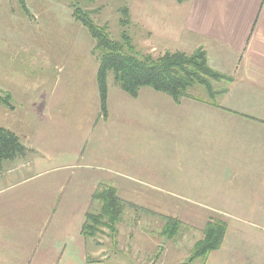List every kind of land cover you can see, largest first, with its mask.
I'll return each instance as SVG.
<instances>
[{"label":"crops","instance_id":"obj_1","mask_svg":"<svg viewBox=\"0 0 264 264\" xmlns=\"http://www.w3.org/2000/svg\"><path fill=\"white\" fill-rule=\"evenodd\" d=\"M127 7L129 27L143 29L146 43L164 52L203 49L228 80L212 83L213 98L192 93L179 101L149 87L131 97L110 84L103 115L89 53L83 67L55 73L47 110L22 111L32 124L23 135L5 126L30 152L0 172V264L118 261L119 228L112 239L106 233V244L105 232L81 234L98 188L135 187L116 184L104 169L218 205L226 231L205 264H264V0H128ZM7 110L0 105L1 121ZM104 245L112 253L105 256Z\"/></svg>","mask_w":264,"mask_h":264},{"label":"rangeland","instance_id":"obj_2","mask_svg":"<svg viewBox=\"0 0 264 264\" xmlns=\"http://www.w3.org/2000/svg\"><path fill=\"white\" fill-rule=\"evenodd\" d=\"M24 1L28 12L22 11L18 0H0V88L10 91L13 96L12 103L16 108L14 111L8 109V112L3 115V121L0 115V126H9L21 135L24 134L26 125H32L30 120L25 121L24 111L29 110L28 113H31L33 110L35 114V111L42 112L43 107L47 110L46 93L49 87L52 89L54 85L55 73L61 70L62 74H68L76 67H83L84 52L89 53L91 58L89 61L93 60L97 63L90 53L94 44L93 40L85 28L72 17L73 5L78 4L89 10L96 22L106 23L113 38L119 36L117 7L120 5L118 0ZM128 29L138 53L150 54L156 58L164 52L158 45L145 42L143 29L134 27H128ZM74 92L78 93V88ZM192 92L206 94L200 86ZM19 105L22 106L21 108L24 107L23 110ZM20 111H23L22 114ZM55 118L59 121L61 119L59 116ZM62 119V122L66 120ZM75 123L72 121L69 127L75 128ZM104 170L107 175L113 177L116 184L130 183L135 187L132 188L131 193L129 189H116L117 195L124 198L129 205L125 207L118 226L115 246L118 252H113L116 253L115 257L118 261L111 262L112 259H110L102 264L181 263L188 256L194 242L202 237L201 230L205 222L211 218H224L223 214L216 209L220 208L218 205L191 203L187 199L176 197L170 189L131 182L123 171ZM132 198L146 200V202L155 200L157 203L132 204L130 201H135ZM94 201L91 211L98 209V203ZM152 211L156 213L153 214ZM157 212L166 216H176L182 221L183 225L178 228L172 238L161 235L164 223L156 215ZM103 232L105 234L101 233L99 239L106 244L109 241L106 236L107 230L103 229ZM107 248L108 251H106ZM111 249L108 245H104L101 252L106 256L112 253ZM89 254L95 256L96 253ZM166 254L179 256L178 259L170 261V258H165ZM191 264H199V260Z\"/></svg>","mask_w":264,"mask_h":264},{"label":"trees","instance_id":"obj_3","mask_svg":"<svg viewBox=\"0 0 264 264\" xmlns=\"http://www.w3.org/2000/svg\"><path fill=\"white\" fill-rule=\"evenodd\" d=\"M127 1L118 0V38L112 37L106 23L96 22L89 10L78 4L72 8V17L85 28L94 42L91 52L98 64L96 80L102 114L106 115L107 112L110 84L131 97H136L141 88L149 87L171 96L175 101L192 96V91L200 86L209 98H213L216 91L212 82L228 80V77L209 67L203 49H196L190 54L165 51L156 58L138 53L128 29L131 19ZM176 1L181 3L187 0ZM18 2L22 11L28 12L25 1ZM12 100L11 93L0 88V105L12 110ZM27 153L28 148L17 134L0 126V172L5 165L24 160ZM93 200L98 203V209L85 214L81 234L95 238L106 229L109 237L114 238L124 209L129 204L111 186L98 188L93 194ZM156 215L164 223L161 234L166 238H172L183 225L175 217ZM225 231L226 223L222 219L211 218L206 221L201 230L202 237L194 242L186 259L178 264H191L196 260H199V264H205L208 255L221 246Z\"/></svg>","mask_w":264,"mask_h":264}]
</instances>
